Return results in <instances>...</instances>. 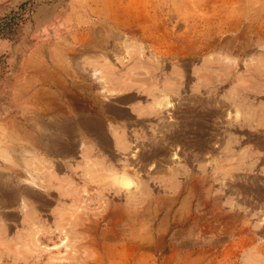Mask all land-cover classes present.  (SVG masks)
I'll list each match as a JSON object with an SVG mask.
<instances>
[{
  "label": "rangeland",
  "instance_id": "obj_1",
  "mask_svg": "<svg viewBox=\"0 0 264 264\" xmlns=\"http://www.w3.org/2000/svg\"><path fill=\"white\" fill-rule=\"evenodd\" d=\"M5 18L0 264H264V0H0Z\"/></svg>",
  "mask_w": 264,
  "mask_h": 264
},
{
  "label": "bare ground",
  "instance_id": "obj_2",
  "mask_svg": "<svg viewBox=\"0 0 264 264\" xmlns=\"http://www.w3.org/2000/svg\"><path fill=\"white\" fill-rule=\"evenodd\" d=\"M158 90V89H157ZM154 91V90H153ZM165 93V92H164ZM165 99H161L162 101H159L158 100V102H159V104H157L158 106H163V107H168V108H171L172 106H173V104L171 103V98L169 99L168 98V95L166 96L165 95V97H164ZM154 106V105H153ZM165 108V109H166ZM163 110V109H162ZM194 110V109H193ZM193 110H192V112H193ZM172 111H174V110H172ZM188 112H190V111H188ZM202 112V111H201ZM120 113V112H119ZM163 113V112H162ZM161 113V114H162ZM166 113V112H165ZM171 113V112H170ZM160 114V115H161ZM163 115V114H162ZM168 115V114H167ZM85 116H87V115H85ZM164 116H166V115H164ZM91 117H92V115H91ZM168 117V116H167ZM191 118H192V116H190ZM201 117V116H200ZM239 117V116H238ZM88 118H90V117H88ZM202 118V117H201ZM200 118V119H201ZM235 118H237V117H235ZM91 119V118H90ZM204 119V118H203ZM84 121H85V118L83 119ZM98 120V119H97ZM194 120H196V119H194ZM82 122V121H81ZM190 122V121H189ZM68 123V122H67ZM85 123H86V125H84L85 126V128H91L92 130H95V131H97V132H99V133H102V135H103V137L105 136V132L103 133V129L101 128V126H99V120H98V122H97V124H95V123H93V122H91V121H85ZM193 123V122H192ZM195 123V122H194ZM192 127V126H191ZM88 130V129H87ZM89 131V130H88ZM73 135V134H72ZM98 137V136H97ZM105 137H107V136H105ZM104 137V138H105ZM180 137V136H179ZM122 138H124V136H122ZM74 139V138H73ZM119 142H122V140L120 139L119 140ZM103 144V143H102ZM125 144V143H124ZM106 145V144H105ZM202 149V148H201ZM199 150V149H198ZM136 151V150H135ZM136 153H138V152H136ZM138 156V155H137ZM143 157V156H142ZM145 157V156H144ZM146 157H148V156H146ZM139 158V157H138ZM147 159H149V157L147 158ZM146 161V160H145ZM122 171V170H121ZM128 171V170H127ZM116 173V172H115ZM123 174V173H122ZM133 175V174H132ZM122 176V175H121ZM189 177V176H188ZM188 177H187V179H188ZM118 182V181H117ZM187 182V181H186ZM120 183L124 186V187H127V189L132 185V186H134L132 183H134L132 180H131V178L129 177V176H127V175H123V177L122 178H120ZM136 185V184H135ZM119 186V185H118ZM133 188V187H132ZM131 188V189H132ZM180 191V190H179ZM180 192H182V191H180ZM117 193V192H116ZM192 193V192H191ZM179 194V193H178ZM182 194V193H181ZM180 195V194H179ZM193 195V194H192ZM189 195H187V197H188ZM177 197V196H176ZM186 197V198H187ZM187 200H189L190 201V199H187ZM186 200V202H188ZM188 205V204H187ZM133 206V205H132ZM189 206H190V204H189ZM186 207V206H185ZM191 207V206H190ZM109 211V210H108ZM125 211V210H124ZM191 211V210H190ZM123 212V211H122ZM127 214H128V212H126ZM122 214V213H121ZM109 215H110V213H109ZM123 215V214H122ZM126 215V214H125ZM189 215V214H188ZM108 218V217H107ZM190 219V218H189ZM264 219V218H263ZM109 220V219H108ZM123 220V219H122ZM188 221V220H187ZM185 223V222H184ZM129 228V227H128ZM141 233V232H140ZM121 236V235H120ZM138 236V235H137ZM140 237V236H139Z\"/></svg>",
  "mask_w": 264,
  "mask_h": 264
},
{
  "label": "trees",
  "instance_id": "obj_3",
  "mask_svg": "<svg viewBox=\"0 0 264 264\" xmlns=\"http://www.w3.org/2000/svg\"><path fill=\"white\" fill-rule=\"evenodd\" d=\"M15 23L9 22L7 18L2 19L0 21V38L9 35L11 32L15 30Z\"/></svg>",
  "mask_w": 264,
  "mask_h": 264
},
{
  "label": "crops",
  "instance_id": "obj_4",
  "mask_svg": "<svg viewBox=\"0 0 264 264\" xmlns=\"http://www.w3.org/2000/svg\"><path fill=\"white\" fill-rule=\"evenodd\" d=\"M38 129L46 130L48 128L47 127H43V128L39 127ZM53 152H55V151H53ZM39 153L41 154V151ZM48 153L50 154L49 150H48ZM56 161L57 160H52V159H49V158L44 156L43 160L40 161L42 163L40 168L44 169V170H46V169L47 170H52V168H54L55 165H56ZM51 172H55V170H52Z\"/></svg>",
  "mask_w": 264,
  "mask_h": 264
}]
</instances>
